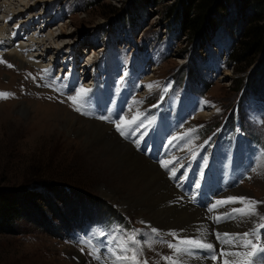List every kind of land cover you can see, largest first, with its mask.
<instances>
[{
    "label": "rangeland",
    "instance_id": "obj_1",
    "mask_svg": "<svg viewBox=\"0 0 264 264\" xmlns=\"http://www.w3.org/2000/svg\"><path fill=\"white\" fill-rule=\"evenodd\" d=\"M2 1V3L7 2ZM12 1L15 5L0 11V21H3L4 17L7 19L11 12L15 14L23 12L21 16H13L16 18L12 17L8 21L9 29L12 31L10 37L15 35L16 31L24 35L25 25L14 29L12 26L18 21L19 25L23 19H26V24L30 27L29 19L34 16L38 24L51 26L50 32L53 31L58 36L56 40L60 44V49H52V54L47 58L48 64L53 65L55 61V64L63 63L69 69L74 67L71 65L72 60L67 61L71 53L75 54V50L77 55L85 57V60L78 59L79 66L77 70L75 69L77 73L71 79L68 76L59 77L54 68L45 73L42 71L44 69L30 65L22 66L20 62L11 58H3L8 64L13 65L11 68L5 63H0V92L14 94L9 99H0V193L27 196V199L21 200L23 216L14 224L11 231L0 234V264H86L85 258L80 253L90 256L93 252L96 242L94 236L98 234L97 224L103 222L104 216H108L113 225L121 227L125 223L123 215L133 222V226L141 228L138 237L144 249L140 259L147 260L148 264H168L163 257L176 255L167 245L179 243L177 234L158 229L154 222L148 220L146 210H133L134 207L125 205L127 199L128 201L132 199L130 197L125 200L126 196L138 194L127 192L126 186L114 180L106 168H101L98 159L89 158L86 144L81 140L83 138L77 137L75 133H67L64 128L66 123H70L68 115H77L86 121L95 119L94 121L104 125L97 121L98 117L91 119L88 117L91 107L88 103L91 102L85 105L82 114L76 112L67 100L69 95L75 94V90L78 91L85 84L90 86L93 79L90 77V71L93 65L86 69L88 64L86 61L91 58L94 63L97 57L100 64H95L96 72H99L96 75L101 88L106 87L108 91L112 90L110 86L113 89L119 86V92L129 91L135 98L139 97L137 92H141L143 94H140L147 95L146 97L153 96L156 101L159 92L171 83L169 88L171 95L165 106H162L163 112L159 113L160 116L155 115L157 110L150 107V103L138 104L132 109L130 118L139 114L141 110L147 117L145 124L140 126L133 139L151 137L152 141H156V138L165 140L167 135L173 139L175 136L173 131L176 128H171L170 124L183 128V131L190 126L188 130H193L196 134L201 129L209 127L215 131L220 127V133L212 136V141L201 148V152L206 154L204 160L197 166V169H200L208 163L212 175L207 174L208 169H204L202 171L206 174L204 179L199 177L201 174L199 171L196 177H186L183 182H177L180 179L177 181L167 179L158 168L165 175L171 188L177 191L182 199L185 198L190 207L202 211L203 219L209 227L206 231L209 238L205 234L203 239L212 243L219 252L223 245L217 240V234L231 233V231H235L234 235L243 234L252 232L253 229L261 231L259 224L264 221H260L259 216L237 215L239 219L237 220L235 216L222 217L223 210L218 207L213 208L217 201L227 200L229 197H244L261 202L257 205V211L260 215H264V167H261L264 163V155L260 151L255 155L252 152L253 148L264 151V109L263 111L256 109L258 103L264 102V62L260 52L255 56L256 58H252L253 61L249 66L235 65L229 60L233 50L238 49L237 42L241 36L240 29L243 22L237 15L238 9L230 4L231 8L229 6V9L224 10L225 20L222 21V25L218 27L210 41L203 43L198 38L181 34L173 24V20L166 18V11L176 3L175 0H161L157 6L144 11L133 26L122 28L119 24L120 26L114 29L109 28L107 14L114 8L126 9L131 4L130 0H105L96 5L88 4L93 0ZM54 18L56 22L50 25ZM24 36L28 39L20 40L18 44L26 46L31 41V35L27 36L25 33ZM34 37L37 38L35 35ZM87 43L96 44L97 49L88 51ZM78 73L84 77L89 73L90 78L78 82ZM135 73L141 78L140 82L137 81V87L133 82ZM111 76H115V82L110 80ZM32 77L36 78L35 81ZM172 79H175L174 82ZM120 80H123V83L118 85ZM106 83L110 86H106ZM149 85H152L151 89ZM141 87L143 89L140 91ZM196 93H201L202 96ZM203 96L205 98L202 101L198 100ZM240 99L244 100L239 104ZM88 100H91L90 95ZM178 100H180L179 108L172 113L174 108L171 102ZM203 104L204 106L201 107ZM133 106L134 104L131 105ZM62 108L65 110L60 116L62 122L60 126H54L51 130L50 125H53L51 123L53 120L48 117L50 114L60 113L58 111ZM201 108L202 111H198ZM182 111L188 112L189 115H185V112L183 114ZM202 112L207 117L211 114L212 116L208 117L209 119L202 118L200 117ZM105 124V127H110L109 123ZM79 129L90 134L93 132L84 127ZM113 133L115 134L114 130ZM126 134L125 139H119L122 141L132 137L129 136L132 132ZM209 137L208 132L204 134L203 139L207 140ZM230 137H233V144L238 145L236 160L231 158L232 149L228 145L219 146L218 153H211L209 147L211 143L221 142L223 139L225 142ZM249 142H253L254 146L251 152L247 147ZM158 145L162 144L158 143ZM210 161H213L212 164ZM227 164L231 165L232 169L238 168L232 175L236 177L234 187H227L228 191L223 186L232 181L221 179L229 168ZM213 173L219 177L216 183L211 182ZM114 190L122 194L114 193L115 196L111 201L103 197V193L113 194ZM187 190L192 193H188ZM191 195L195 196V201L190 198ZM202 195L208 199L205 201L206 204L214 199L211 209H206L199 199ZM131 203L135 204L132 201ZM119 204L122 205L121 208ZM235 206L242 207L239 203L224 205L226 209H234ZM98 207H101L100 213H94L92 217L90 213L93 214ZM85 213L88 214L89 221H92L93 232L88 227L80 230L84 225L82 218ZM217 217H220L219 221ZM211 218H216L215 224H212ZM145 222L151 225L150 229L157 230L156 235L161 237L163 243L151 231L146 230ZM126 224L129 226V222ZM75 230L80 231L74 235V238L72 235ZM185 232L184 235L182 234L184 238H189L190 234L194 237L189 224L185 226ZM132 234L136 235L133 232ZM73 239L75 240L67 245V242ZM253 239L254 242L256 240L258 244L264 245L263 239L260 240L259 237ZM88 240L92 243H86ZM211 255L209 251L203 249H194L191 254L202 258L203 263L218 264V261L211 259ZM255 263L264 264V255H256L253 258V264Z\"/></svg>",
    "mask_w": 264,
    "mask_h": 264
},
{
    "label": "bare ground",
    "instance_id": "obj_2",
    "mask_svg": "<svg viewBox=\"0 0 264 264\" xmlns=\"http://www.w3.org/2000/svg\"><path fill=\"white\" fill-rule=\"evenodd\" d=\"M6 1L7 2L2 3L3 1L0 0V11H2V9L4 8H11L13 5H15L14 1L12 0H6ZM22 12L23 11H21L19 14L18 13L15 14L14 12H11L10 14L12 15L9 14V17L7 19H5L6 17H4L3 21H0L3 22V24L5 23L4 24L5 26L0 23V58L15 59L18 62H20V65L22 66L30 65L32 67L41 70L49 68L50 66L53 65L58 67V65L55 64V61L53 62V65L48 64L49 62L47 61L48 56L52 54V49L53 50L54 49L56 50V48L60 49L59 48L60 44L56 40L58 36L55 35L53 31L52 33L50 32L51 26L49 27L47 25L38 24L39 22L34 20V16L33 17L29 16L30 27L26 24V19H23L19 25H18L19 23L18 21L15 25L12 26V28L14 29L17 26L25 25L24 26V29L26 28L25 33L27 36L31 35V41L27 43L26 46L18 44L20 40L25 41L26 39H28V37L24 36L25 33L24 35H21L20 31H16V34L10 37L12 31H10L9 29L8 21H10L13 16H21L20 14ZM13 18L15 19L16 17ZM36 24H38L39 28L37 27ZM34 35L37 36V38H35ZM55 45H57V47ZM71 57L67 62L72 60L71 65L74 66L73 69L77 70L79 66L78 63L79 60L80 59L85 60V57L82 58L80 54L77 55L76 50L74 55L71 53ZM86 63H88L86 65L87 67L86 69H88L89 66H92L94 64L92 63L91 58L89 61L87 60ZM61 64L65 66L63 63ZM65 69L70 70L69 68H65ZM66 72L67 71H65L64 73ZM88 74L86 75V77H84L82 76V74L79 73L80 75L79 77H81V79H86L89 78ZM114 77L115 76L110 77V80H112L113 82H115ZM137 81H136V85L138 86ZM173 104H174L173 106L175 107L177 103L173 102ZM203 106L204 104L201 107ZM24 110L26 109H23V111ZM198 111H202V108ZM58 112L60 113H56L55 114L56 116L50 114V117H48V119L53 120V122H51L53 123V125L52 124L50 125L51 130L54 129V126L57 127L58 125L60 126V123L62 122L60 116L61 113L65 112V110L62 108ZM113 112L115 114L114 117L118 121L121 117L126 119L132 118V117L130 118L129 116L128 117L124 116L122 113H120L117 110H114ZM186 114H188V112H186ZM68 116L70 123L68 124L66 123L64 128L66 129L67 133L69 134L75 133L77 134L76 135L77 137L83 138L81 140H83L86 144L89 158L95 157L96 159H98V163L100 164L101 168L102 167H103L102 169L106 168V170H108L109 174L112 175L114 180H116L120 185L123 184L124 187L126 186L125 189L127 192L129 193L134 192L138 194V195L131 194L130 196H126L125 200L126 198H130V197H132V199H130V201H128L127 199L125 205H130L131 207H134L133 210L135 209L146 210L147 212L146 214L149 217L148 220L150 219L152 222H154L156 227L158 229H161L163 232L164 231L169 233L175 232L177 234L178 241L184 239V236H182V234L184 235L185 226H187V224H189V227L192 228V232L194 233V237H192L193 234H190L189 238L203 239V236L205 234L206 237L209 238L208 232H206L209 228L208 223L206 222V220L203 219L202 211L190 207L188 201L185 200V198L182 199L181 198L182 196L180 197L179 193L175 191L173 188H171L170 183L165 178V175L158 170V167L152 161H149L144 157L138 155L130 145L123 143L119 139V137H117L113 133V128L111 126L105 127V124L102 125L101 123H98L94 120L86 121L84 119H81L77 115L74 116L68 115ZM201 116L202 118L207 117L205 116L204 112H202L200 117ZM210 116H212V114L209 115L208 117ZM141 123H142V119L140 118V121H138V125H133L131 129L129 128L127 129L131 132H135L136 128H138L141 125ZM79 127L87 128L90 131L92 130L94 133L92 132V134H90L88 132H82L79 129ZM114 193L116 195L117 193L122 194V192H118L117 190H114L113 194L109 193L108 195H106L103 193L102 195L104 198L111 201L115 196ZM240 193H241L240 195H242L241 191ZM131 201L135 202V204L131 203ZM120 202H122V199L120 200ZM121 204H119V207ZM140 206L142 207L139 208ZM145 224L148 229L151 228V225L149 226L147 222H145ZM86 264H92V263L86 262ZM179 264H208V263L207 262L203 263V260L200 257L183 255L179 258Z\"/></svg>",
    "mask_w": 264,
    "mask_h": 264
},
{
    "label": "trees",
    "instance_id": "obj_3",
    "mask_svg": "<svg viewBox=\"0 0 264 264\" xmlns=\"http://www.w3.org/2000/svg\"><path fill=\"white\" fill-rule=\"evenodd\" d=\"M103 1L105 0H93L92 3L88 4L96 5ZM130 1L131 4L126 9L114 8L107 14L106 19L109 20V28L114 29L116 26H120L119 24L122 25V28L133 26L144 11L152 6H157L161 0ZM175 1V6L173 5L167 9L166 18L173 20V24L181 34L184 33L189 37L198 38L203 43L210 41V38L217 32L218 27L222 25V21L225 20L224 10L234 6L236 10L238 9L237 15L243 24L240 29V40L238 39L237 42L238 49L233 50L229 60L235 65L246 64L249 66L253 61L252 58H256L255 56L260 52L262 62H264V19H262L264 0ZM87 44L88 47L92 45ZM22 199H27L26 194L0 193V234L11 231L14 224L23 216Z\"/></svg>",
    "mask_w": 264,
    "mask_h": 264
},
{
    "label": "snow or ice",
    "instance_id": "obj_4",
    "mask_svg": "<svg viewBox=\"0 0 264 264\" xmlns=\"http://www.w3.org/2000/svg\"><path fill=\"white\" fill-rule=\"evenodd\" d=\"M0 63H5L7 67H13V65L8 64L6 60L0 58ZM45 73H48L49 69L43 70ZM31 75V74H29ZM35 81V77H32ZM150 89L152 85L148 86ZM90 89L81 87L73 95H69L67 100L70 102V105L76 112H81L83 114V109L88 103V93ZM13 93L9 92H0V99H9L13 96ZM63 102V101H62ZM99 119L110 120L109 117L100 116ZM140 121L139 115L133 116L131 119H126L121 117L118 122L113 121L116 126V130L122 135L126 136L125 128L131 129L133 125H138ZM173 139H176L175 137ZM171 143V141H170ZM169 162H163L162 166L168 168ZM261 167H264V163L261 164ZM175 175V174H173ZM199 185H197L198 187ZM239 203L242 205L241 208L233 209V213L241 217H256L259 216L260 221H264V215H260L257 211V205L261 202L255 200H250L244 197H229L227 200L217 201L213 205V208L224 206L225 204H236ZM220 217H217L219 221ZM259 228H264V222L259 224ZM153 231H155L153 229ZM104 235V233H100ZM175 235V234H171ZM254 237H258V229H253L252 232H245L243 234H230L223 233L217 234V240L220 241L221 247L220 251L217 252L215 246L207 242L206 239L200 238H184L179 241L177 244L168 243V247L173 250L176 254V257L166 256L163 257L164 260L168 261V264H179V258L183 255H191L194 249H203L209 251L211 259L213 261H218V264H253V258L259 253L264 252V245L254 242ZM135 243V238H132ZM86 243L91 244L92 241L88 240ZM119 247V254L113 252L114 260L113 264H148L147 260H142L140 257L143 255L142 250H133L129 249L126 245L121 244ZM93 251H96V248H93ZM111 251V250H110ZM131 253V254H129ZM97 260L100 259V256L95 257Z\"/></svg>",
    "mask_w": 264,
    "mask_h": 264
},
{
    "label": "flooded vegetation",
    "instance_id": "obj_5",
    "mask_svg": "<svg viewBox=\"0 0 264 264\" xmlns=\"http://www.w3.org/2000/svg\"><path fill=\"white\" fill-rule=\"evenodd\" d=\"M150 105H151L150 107L156 109L157 111L160 109V106H159L157 100L154 102H150ZM91 120H94V119H91ZM189 127L190 126H188V129H190ZM113 129H114V132L117 135V137H119L120 139L126 138V137L118 134L119 132L116 130V126ZM182 129L183 128L180 129L181 135L188 138V134H189L191 136L188 139H191V140H203L204 134H208V132H209L211 134V136H214V132H215V131H213L214 129H210L209 127L207 129H204V130L201 129V131L198 134H196V132L193 130L190 131L187 129V130L183 131ZM124 130H125V132H129L127 129H124ZM133 137H135V135H133L132 137H130L127 140H122V141H124L125 143L130 145L138 155L144 157L147 160L148 159L151 160L154 164H156L158 166L160 171H162L165 168L162 166V163L167 162V160L164 157V155H165L164 151H166V150L170 151V150L177 149V142L183 140V138H181V137L179 139H174V140H167V139L163 140L161 138H156V141H152L151 137H147V138H144L141 140L133 139ZM170 141H171V143H170ZM158 143H161L162 145L159 146Z\"/></svg>",
    "mask_w": 264,
    "mask_h": 264
}]
</instances>
